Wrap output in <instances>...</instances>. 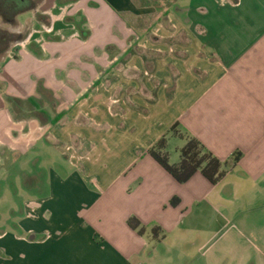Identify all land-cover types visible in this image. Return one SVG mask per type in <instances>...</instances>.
<instances>
[{"label":"crops","instance_id":"obj_1","mask_svg":"<svg viewBox=\"0 0 264 264\" xmlns=\"http://www.w3.org/2000/svg\"><path fill=\"white\" fill-rule=\"evenodd\" d=\"M23 14L0 56V205L15 175L41 195L0 209V264H264V0ZM175 125L227 164L219 183L150 155ZM184 145L168 135L171 164Z\"/></svg>","mask_w":264,"mask_h":264},{"label":"trees","instance_id":"obj_2","mask_svg":"<svg viewBox=\"0 0 264 264\" xmlns=\"http://www.w3.org/2000/svg\"><path fill=\"white\" fill-rule=\"evenodd\" d=\"M41 3L42 0H0V56L5 55L13 44L25 39L22 33L16 34L18 32L15 31L18 27L19 15L36 10ZM11 101L17 100L11 99ZM168 133L151 147L149 153L175 180L184 184L196 173H201L212 184L221 181L227 172V164L216 158L198 139L181 132L177 125ZM168 135L185 141L184 147L179 151L180 160L177 164H171L169 161ZM239 159L240 154L235 157L234 162H238ZM173 203L175 204L176 201ZM128 225L140 235L145 233L137 218H130Z\"/></svg>","mask_w":264,"mask_h":264},{"label":"rangeland","instance_id":"obj_3","mask_svg":"<svg viewBox=\"0 0 264 264\" xmlns=\"http://www.w3.org/2000/svg\"><path fill=\"white\" fill-rule=\"evenodd\" d=\"M26 17H27V14H21L19 16V19H25ZM3 29H7V28L6 27H3ZM19 33L20 32H18L16 34H19ZM13 178L14 179L16 178L15 183H14V185L16 187L12 188V191H9V194H10V196L12 194V197H14V198L11 201H5L4 203H2L0 205V209H2V210H5L6 205L9 206L11 204V205H13V206H11V208L14 207V205H15V207L13 208V210H16L17 211L18 208L16 209V205H17V207H19L21 205V203H24L26 201V199L28 197H30L31 195H33L34 198H36V197L38 198L41 195V193H39V192H27L25 190V187L26 186H24L22 180H20L18 178V176H16V175Z\"/></svg>","mask_w":264,"mask_h":264}]
</instances>
